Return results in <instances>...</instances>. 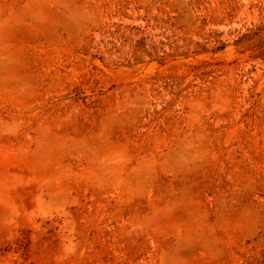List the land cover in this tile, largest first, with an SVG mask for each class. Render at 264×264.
Returning <instances> with one entry per match:
<instances>
[{"label":"rangeland","instance_id":"374dc122","mask_svg":"<svg viewBox=\"0 0 264 264\" xmlns=\"http://www.w3.org/2000/svg\"><path fill=\"white\" fill-rule=\"evenodd\" d=\"M0 264H264V0H0Z\"/></svg>","mask_w":264,"mask_h":264}]
</instances>
